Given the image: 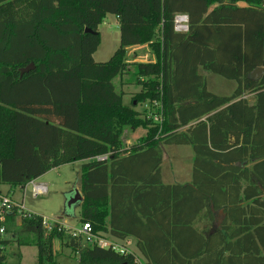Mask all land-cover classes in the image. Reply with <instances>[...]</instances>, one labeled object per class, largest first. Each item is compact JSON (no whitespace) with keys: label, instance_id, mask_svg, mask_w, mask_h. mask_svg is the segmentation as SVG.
Segmentation results:
<instances>
[{"label":"trees","instance_id":"16d2710c","mask_svg":"<svg viewBox=\"0 0 264 264\" xmlns=\"http://www.w3.org/2000/svg\"><path fill=\"white\" fill-rule=\"evenodd\" d=\"M108 14L120 45L98 62ZM180 14L186 32L175 30ZM144 45L155 60H129L128 49ZM259 67L264 0H0V184L25 188L85 161L80 223L135 237L145 259L83 246L58 225L45 233L42 216L13 209L0 217V264H10L11 244L36 246L31 264H58L55 241L76 264H264V72L251 76ZM200 68L236 89L211 92ZM116 80L139 87L130 104ZM138 128L146 133L127 145ZM165 145L191 146L190 182L163 181ZM212 207L225 214L217 229Z\"/></svg>","mask_w":264,"mask_h":264},{"label":"rangeland","instance_id":"374dc122","mask_svg":"<svg viewBox=\"0 0 264 264\" xmlns=\"http://www.w3.org/2000/svg\"><path fill=\"white\" fill-rule=\"evenodd\" d=\"M99 31L101 33V44L93 56L96 61L104 62L112 57L120 45V28L116 16L108 14L105 21L99 26ZM141 47L138 50H134L133 48L128 50L129 60L146 62L155 60L154 53L148 45ZM199 72L205 76L208 89L215 94L231 95L238 85L236 80L227 79L221 75L207 72L203 68H200ZM116 81L120 90L124 85L121 86L120 82L118 80ZM124 88L128 96H124L123 101L125 104H130L131 98L137 93L139 87L134 84H129L124 86ZM244 97L248 98L251 102L254 101V94H246ZM146 107V104L141 103L136 106V109L142 111ZM145 133L146 131L142 128H138L135 132L126 133V144L137 142ZM164 150L165 155L162 164L163 181L165 183L188 182L192 178L193 170L191 146L165 145ZM83 163L85 161L82 160L61 165L49 170L40 179H36L37 183H45L47 185L48 190L46 193L35 195L33 184L28 183L25 188L13 187L14 192L11 194L14 196L13 198L21 202L23 201L28 211L48 219H60L71 230L80 229L82 226L80 223V202L72 204L70 209L68 203L75 195L77 189L81 191ZM2 189L5 191L9 187L8 185H2ZM221 211L219 210L215 214ZM204 223V220L199 221L197 227H203L205 225ZM69 231L67 232L69 233ZM106 235L119 246L123 245L127 247L128 251L135 256L140 255L134 241L128 243L126 246L125 240L109 234ZM82 242L84 244L87 243L85 237H82ZM84 244L82 245L84 246ZM5 253H7L10 264L17 263L20 260L25 264H31L37 261L38 250L36 246H22L18 248L16 244H11L5 247ZM53 254L58 264L77 263V254L75 255L69 247L60 241L54 242Z\"/></svg>","mask_w":264,"mask_h":264},{"label":"built area","instance_id":"2783aa9c","mask_svg":"<svg viewBox=\"0 0 264 264\" xmlns=\"http://www.w3.org/2000/svg\"><path fill=\"white\" fill-rule=\"evenodd\" d=\"M188 27H189V23H188L187 15L180 14L175 17V30L179 32H186L188 30ZM30 183L33 184V191L35 195L46 193L48 190V187L45 183H37L36 180H33ZM13 209H18L19 212L32 213L26 209L23 201L21 202L13 199L10 193H7L2 189V185L0 184V217L2 218L7 211H11ZM42 224L45 233H49L56 225H58L59 230L70 229L67 228V226L60 221V219L52 220L43 217ZM81 225L82 226L80 229H74V230L70 229L69 231L72 237H76L80 239L81 244H84L82 242V237H85L87 243L84 245L93 246L96 244L102 248L111 247L112 249L117 250L122 254L129 253L127 247L123 245L119 246L117 243L113 242L110 238H108L106 234L101 236L94 234L92 231V227L89 223H84ZM0 232L3 233L4 229L1 228Z\"/></svg>","mask_w":264,"mask_h":264},{"label":"water","instance_id":"95a60500","mask_svg":"<svg viewBox=\"0 0 264 264\" xmlns=\"http://www.w3.org/2000/svg\"><path fill=\"white\" fill-rule=\"evenodd\" d=\"M87 31H91L90 29H87ZM34 68L33 63H31L30 65H28L25 68L21 69V74L30 71L31 69ZM264 72V68L263 67H259L257 68L252 74V77H260ZM106 157H102L101 159H105ZM83 195L81 193V191L79 189L76 190L75 195L73 196V198L69 201L68 206L69 209L71 208L72 204L77 203V202H82L83 201ZM212 210L215 212L214 208L212 207ZM225 218V214L223 211L218 212V214H215V219H214V223H213V228L217 229L220 228L222 225V222Z\"/></svg>","mask_w":264,"mask_h":264},{"label":"crops","instance_id":"0c3cea01","mask_svg":"<svg viewBox=\"0 0 264 264\" xmlns=\"http://www.w3.org/2000/svg\"><path fill=\"white\" fill-rule=\"evenodd\" d=\"M131 48H133L134 50H138L139 48H142V47H130L129 49H131ZM128 49V50H129ZM124 86H127V85H124ZM124 86L121 88V89H123V91H125V93L127 92L126 91V87L124 88ZM127 94H125V96H126ZM128 96V95H127ZM129 144H132V143H129ZM128 144V145H129ZM192 149V148H191ZM192 153H193V151H192ZM193 156H194V154H193ZM190 158V157H189ZM189 167H190V164H189ZM42 177V176H41ZM40 179V178H39ZM163 179V178H162ZM192 179V178H191ZM191 179L188 181V182H190L191 181ZM187 183V182H186ZM8 187H9V189L8 190H5V192H7V193H10V195L12 196V194L11 193H13L14 192V190H13V187H11V186H9L8 185ZM14 196H12V198H13ZM13 199H15V198H13ZM15 200H17V199H15ZM17 201H19V200H17ZM123 240H125L126 241V246H127V244L128 243H130V242H132V241H134L135 242V244H136V247H137V239L135 238V237H128V238H126V239H123ZM138 249V248H137ZM139 251V250H138ZM139 253H140V255L139 256H136L137 257V259H139V260H141V261H145V259H144V257L142 256V254H141V252L139 251Z\"/></svg>","mask_w":264,"mask_h":264}]
</instances>
